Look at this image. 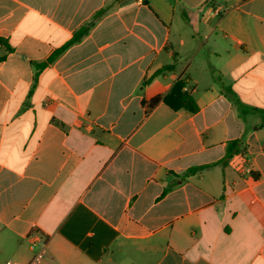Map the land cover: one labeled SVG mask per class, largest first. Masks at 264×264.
<instances>
[{"label": "crops", "instance_id": "crops-1", "mask_svg": "<svg viewBox=\"0 0 264 264\" xmlns=\"http://www.w3.org/2000/svg\"><path fill=\"white\" fill-rule=\"evenodd\" d=\"M214 75L264 111V0H0V263L264 264V113Z\"/></svg>", "mask_w": 264, "mask_h": 264}, {"label": "trees", "instance_id": "trees-1", "mask_svg": "<svg viewBox=\"0 0 264 264\" xmlns=\"http://www.w3.org/2000/svg\"><path fill=\"white\" fill-rule=\"evenodd\" d=\"M105 10H101L97 12L92 20L88 23H86L84 26H82L75 34L74 37L68 42L67 45H65L60 50L56 51L46 63H42L39 65L40 69H43L48 64L53 63L56 59H58L69 47L72 45H75L83 40L84 37H86L90 30L96 25V22L103 16ZM176 68V61L174 60V63L164 66L163 68L159 69L152 78L157 77L159 75L165 74L167 72H172ZM151 78V79H152ZM150 79V80H151ZM214 80L216 83L219 84L221 93L234 105L236 106L239 114L241 117L251 114V113H264V111H259L252 109L246 105H244L239 98L237 97L236 93L232 90L231 87L227 86L223 80L222 77L219 75H214ZM186 82L185 81H178L174 87L172 88L171 92L164 98V103L169 106L174 111H180L185 110L189 112L190 114H196L199 111V107L194 100V98L185 91ZM161 100L160 97L154 98L150 101L149 106H153L157 102ZM245 150L243 148V142L242 140H233L230 141L227 144L226 153L224 158L212 165L207 166H201V167H194L189 169L186 173H184L180 178L185 179L191 176H194L198 173H201L206 168L221 165L223 167L228 166L230 161L238 155L244 154Z\"/></svg>", "mask_w": 264, "mask_h": 264}, {"label": "built area", "instance_id": "built-area-1", "mask_svg": "<svg viewBox=\"0 0 264 264\" xmlns=\"http://www.w3.org/2000/svg\"><path fill=\"white\" fill-rule=\"evenodd\" d=\"M145 0H138L139 4H143ZM247 174H250L251 171L249 168L245 169ZM40 239L38 237H34L32 240V250L34 251V256L29 263H21L17 261H8L5 264H51L50 257L47 252L46 245L38 246Z\"/></svg>", "mask_w": 264, "mask_h": 264}, {"label": "rangeland", "instance_id": "rangeland-1", "mask_svg": "<svg viewBox=\"0 0 264 264\" xmlns=\"http://www.w3.org/2000/svg\"><path fill=\"white\" fill-rule=\"evenodd\" d=\"M247 115H249V114H247ZM0 264H5V263H0Z\"/></svg>", "mask_w": 264, "mask_h": 264}]
</instances>
